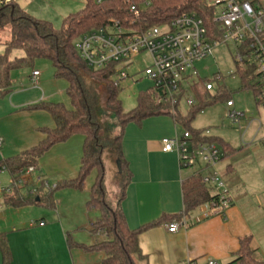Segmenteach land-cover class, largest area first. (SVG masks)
<instances>
[{
    "label": "crops",
    "instance_id": "crops-1",
    "mask_svg": "<svg viewBox=\"0 0 264 264\" xmlns=\"http://www.w3.org/2000/svg\"><path fill=\"white\" fill-rule=\"evenodd\" d=\"M0 47L4 52V44ZM33 71L38 70L32 68L21 79L10 72L8 92L0 90V138L3 142L0 160L11 159L35 147L44 138L40 130L54 127V121L47 112L29 110L28 106L41 102L56 103L54 101L64 95L63 91L66 95L67 83L51 90L39 71V86L32 87L29 78ZM30 93L34 97L26 101L24 97ZM11 116L12 119H9ZM177 126L170 116L160 115L147 118L139 125L128 124L123 133L122 154L129 166L131 179L120 208L129 229L136 230L152 224L138 237L143 259H135V264H203L207 260L229 264L239 249L240 240L244 238H250V248L255 250L256 258L264 261V166L251 163L258 152L255 146H249L252 143L243 146L241 143L236 148L218 133L214 136L207 134L220 139L230 148L215 167L226 185L229 205L223 215L200 221L197 220L198 209L189 215L183 214L181 191L182 181L194 175L200 166L180 169L174 153H162L160 150L163 138L181 134ZM83 140L82 135H73L66 142L51 147L38 160L28 184H42L45 191H51L53 186L75 180ZM218 166L221 168L217 169ZM185 171L189 175L183 176ZM94 178L95 174L91 173L81 190L64 188L52 192V208L3 207V193L11 183L10 176L7 187L0 185V213L10 221L1 230L7 233L11 264L30 262L33 246L27 243L26 236L29 234L30 237L36 226L39 227L36 231L42 235V246H47V241L52 242L54 251L57 246L60 249L62 245L67 247V234L78 245L92 246L100 242L98 234L91 232V224L99 213L86 208ZM33 192L31 189L30 193ZM182 216L187 220L185 227H179L174 233L168 232L167 226L179 221ZM66 250L69 252L68 248ZM84 255L93 257L94 253ZM102 258L100 254L93 262L91 258L73 256L69 252L68 264H100Z\"/></svg>",
    "mask_w": 264,
    "mask_h": 264
},
{
    "label": "trees",
    "instance_id": "trees-1",
    "mask_svg": "<svg viewBox=\"0 0 264 264\" xmlns=\"http://www.w3.org/2000/svg\"><path fill=\"white\" fill-rule=\"evenodd\" d=\"M18 0H0V30L9 28V41L4 44V52L0 54V90L7 91L10 86L9 74L12 70L24 66L33 67L38 59H46L51 63L53 77L67 83L66 95L71 109L62 103H36L27 107L29 110H43L54 121L52 129L42 128L44 138L33 148L24 151L11 159L0 160V173L6 171L11 183L9 193H3L5 206L19 209L29 206L52 208V192L57 189L73 188L81 190L84 182L92 172L95 178L86 202L88 210H96L98 218L91 224L93 234H103L105 239L92 246L75 244L70 235H66L69 252L74 249L84 254L100 253L103 255L100 264H135V259H143L138 245L139 235L152 224L144 225L136 230L127 227L120 202L125 196L131 173L122 154V137L128 124H141L147 118L160 115L170 116L176 125L190 134L192 144L214 143L227 154L230 148L220 139L205 135L204 130H193L191 122L197 113L213 106L217 102L230 100L224 87H218L215 94L207 91L208 78H200L192 86L196 104L189 108L185 116L178 110L171 113V106L165 100L161 89L151 86L136 96L135 107L124 112L119 100L121 88L114 84V68L92 70L81 60L74 49V41L81 35L119 22L124 29L133 28L144 31L155 26H162L185 13H196L203 21L213 39L221 35L219 25L213 21L216 8L208 0H83L84 7L67 15L60 28H54L48 21L35 19L17 4ZM238 3L253 0H235ZM137 9V14L130 12V7ZM264 41V35L260 37ZM20 49L24 56L12 61L9 53ZM241 81V88L257 93L251 82L257 78L251 66L240 69L235 65L234 75ZM103 87L106 94L105 106L112 110L117 118V132L112 135L96 121L94 103L84 78ZM99 90V88H98ZM263 102V101H258ZM73 135L84 137L82 156L77 178L56 185L51 191H45L42 184L34 186L24 183L14 187L13 182L20 179V171L30 167L36 168L38 160L51 147L66 142ZM108 152L118 163L119 195L111 199L105 188V167L102 156ZM33 189V193L30 191ZM183 214L189 215L201 205L216 199L210 189L204 186L199 176L192 175L181 183ZM250 238L239 242V249L229 264H264L256 258L255 250L250 248ZM1 264L12 263V253L5 233L0 232Z\"/></svg>",
    "mask_w": 264,
    "mask_h": 264
},
{
    "label": "built area",
    "instance_id": "built-area-1",
    "mask_svg": "<svg viewBox=\"0 0 264 264\" xmlns=\"http://www.w3.org/2000/svg\"><path fill=\"white\" fill-rule=\"evenodd\" d=\"M238 3L235 0H208L216 8L213 21L218 23L221 35L213 39L202 19L194 12L181 14L169 23L155 26L144 31L133 28L124 29L119 22L89 31L74 41V49L79 58L92 70H107L114 68V84L129 78L127 69L140 54H146L149 65L143 70V75L152 82V86L161 89L165 100L171 106L174 114L181 103L186 108L196 104L192 86L200 77L195 64L212 55L218 45L233 42L236 49L234 63L240 69L251 66L257 78L251 84L255 87L257 98L264 102V0ZM130 12L137 14L134 6ZM138 72L133 73V77ZM39 72L33 71L29 82L34 88L39 86ZM213 79L218 82L217 74ZM207 91L213 92L212 83L205 85ZM228 109L227 117L233 123H239L243 117L233 108L231 100L225 103ZM208 132H205L207 135ZM0 138V148L2 146ZM162 153H174L180 169H193L200 166L194 175L199 176L201 183L208 187L216 199L201 205L197 220H206L215 215H223L228 207L227 188L215 167L222 159V152L214 143L193 145L190 134L183 131L179 136L163 138L160 141ZM34 168L20 171V179L13 182L14 187H21L29 181ZM55 186L52 187V189ZM5 193L10 192L7 188ZM186 218L167 226L170 233L179 227H185ZM42 225V224H40ZM101 242L105 235L98 234ZM190 264H197L190 262ZM203 264H217L207 260Z\"/></svg>",
    "mask_w": 264,
    "mask_h": 264
},
{
    "label": "rangeland",
    "instance_id": "rangeland-1",
    "mask_svg": "<svg viewBox=\"0 0 264 264\" xmlns=\"http://www.w3.org/2000/svg\"><path fill=\"white\" fill-rule=\"evenodd\" d=\"M19 6L21 9H25L24 11L35 19L48 21L54 28L58 29L61 27L62 20L67 15L75 13L84 7V1L19 0ZM8 41L9 28L6 27L0 30V44H5ZM0 48V51L3 52V47ZM235 54L236 49L233 42L228 41L225 44L222 43L213 49L211 56L196 63L195 68L200 78L210 79V83H212L213 86V94L217 92L219 86L224 87V90L234 104L233 108H230V111L234 110L237 113H242L243 117L240 119L238 124L233 123L231 119L227 117L228 109L225 106V102H217L213 106L207 107L202 112L197 113L194 120L190 124V128L193 130H204L210 135L218 133L222 136V138H225L226 141L230 142V144L236 148H238L241 143H243V146L252 143V145L249 144V146H255L254 148L258 152L257 155L253 157L251 163L260 167L264 166V139H262L263 141L260 139L261 137L264 138V102H258V98L255 97L251 90L241 88L240 78L236 74L234 75ZM22 56H24V53L20 49L12 50L9 53V57L12 61L19 60ZM148 65L149 59L147 55L143 53L140 54L133 60L132 64L127 69L129 78L120 82L119 86L121 91L119 92V100L124 112H128L135 107V99L139 92L145 91L152 86V82L146 79L143 75V70L147 68ZM32 68L41 73L47 87H51V90L53 88L57 90L60 88L58 86L66 84L64 80L54 79L51 63L46 59L35 60ZM32 68L24 66L22 68L12 70L11 72L16 73L18 75V79H21L23 75L28 74ZM136 72H138L137 75L130 77ZM217 74L221 77V80L218 82L213 79V77ZM133 79L135 81H133ZM84 82L89 89L94 103V115L96 121L107 132H111L112 135H115L117 132V118L114 112L105 106L106 94L103 87L94 83L88 77L84 78ZM38 89L43 90L42 87H39ZM35 91L40 94L39 91ZM63 94V96L58 97V99L54 102L62 103L66 108L71 109L69 99L65 95L64 91ZM33 97V93H30L24 98L28 101L33 99ZM188 109L189 108L184 107L181 103L178 111L182 116H185ZM9 119H12V116L9 117ZM177 130L179 133L185 131L181 126H177ZM254 140L255 142H253ZM102 159L105 167V188L110 193L111 199H116L119 195V191L116 186V183L118 182V169L116 168V161L108 152H104ZM222 164L224 167V162ZM218 168L220 169L221 167L218 166L217 169ZM92 173L95 174L94 172ZM187 175H189L188 171L183 172V176ZM8 181V173L6 171L1 172L0 185L2 187H7L9 185H7ZM2 206L5 207L4 204H2ZM95 214L97 213L95 212ZM9 222V218L7 219L6 215L3 216L0 213V232L5 233L6 237L7 233L1 229H4ZM38 228L39 227L37 226L34 227L35 231L30 234V237L29 234L26 236L27 243H32L31 245L33 246V251L31 252V256L29 258L30 262L28 264H68L69 252L66 250L67 247L62 245L60 249L57 246L55 249L56 251H54V246H52V242L49 241H47V244L49 243L48 245L46 244L47 246H42L44 243L41 241L42 235L36 231ZM71 253L73 256L91 258L90 261L93 262H96L100 255V253H94L93 257H89V255H84L75 249L71 251L70 254Z\"/></svg>",
    "mask_w": 264,
    "mask_h": 264
},
{
    "label": "water",
    "instance_id": "water-1",
    "mask_svg": "<svg viewBox=\"0 0 264 264\" xmlns=\"http://www.w3.org/2000/svg\"><path fill=\"white\" fill-rule=\"evenodd\" d=\"M116 166H117V168H118V163H116ZM118 171H119V169H118Z\"/></svg>",
    "mask_w": 264,
    "mask_h": 264
}]
</instances>
